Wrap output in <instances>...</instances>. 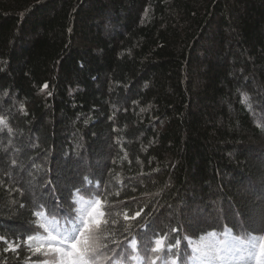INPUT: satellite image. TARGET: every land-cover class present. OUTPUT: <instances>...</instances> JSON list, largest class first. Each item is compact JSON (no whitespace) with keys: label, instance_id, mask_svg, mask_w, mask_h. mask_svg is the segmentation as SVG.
Instances as JSON below:
<instances>
[{"label":"trees","instance_id":"obj_1","mask_svg":"<svg viewBox=\"0 0 264 264\" xmlns=\"http://www.w3.org/2000/svg\"><path fill=\"white\" fill-rule=\"evenodd\" d=\"M98 199L131 264L264 235V0H0V264Z\"/></svg>","mask_w":264,"mask_h":264},{"label":"snow or ice","instance_id":"obj_2","mask_svg":"<svg viewBox=\"0 0 264 264\" xmlns=\"http://www.w3.org/2000/svg\"><path fill=\"white\" fill-rule=\"evenodd\" d=\"M47 86V84L44 85L45 88ZM73 206L70 204L69 208L71 209ZM107 215L108 213L103 209L99 199L96 200L95 206L90 211L86 208H80L75 212L63 213L64 224L63 226L56 225L51 229L55 235H51L48 252L44 255L51 257V264H97V258L101 255L97 241L102 238V234L106 230ZM136 216H140V212H137ZM237 242L244 243L243 240ZM130 243L135 250L138 240L133 238ZM154 243L159 246L161 240L156 239ZM179 244L180 241L177 240V246ZM247 244L250 246L249 255H252L253 251L255 252V264H264V235L260 236L258 241L253 236L247 241ZM9 247L12 246L9 245ZM104 247L107 249L106 245ZM117 247L119 248L120 245ZM204 247L212 250L216 245L214 242H209ZM157 250V248L152 249L153 252ZM170 250L171 248H169ZM195 250L199 251L200 249ZM36 252H40V248H37ZM107 259L109 264H112L111 258L108 257ZM43 264H49V260H44Z\"/></svg>","mask_w":264,"mask_h":264},{"label":"rangeland","instance_id":"obj_3","mask_svg":"<svg viewBox=\"0 0 264 264\" xmlns=\"http://www.w3.org/2000/svg\"><path fill=\"white\" fill-rule=\"evenodd\" d=\"M103 239L106 238H101L100 240L103 241ZM229 242V238H226L224 240V244L227 245ZM98 247L100 245L99 240L97 241ZM100 250V247H99ZM107 249H105L106 251ZM249 251H250V246L246 245L244 246L240 251H236L232 254V258L231 259H227L225 258L223 261L226 264H255V261L252 259L253 255H249ZM101 252V251H100ZM254 253V252H253ZM194 255L195 256H199L200 255L197 253L196 250H194ZM131 252L129 250H120L114 253H104L101 252V255L97 258V264H109V260L107 259L108 257L111 258L112 260V264H131ZM43 257H46V260H49V263L51 264V257L50 256H46L44 255ZM117 258V263L114 262V259ZM145 259V264H158V258H156V263H153V259L144 258ZM213 263H218V260L216 258H213ZM39 264H43V262L41 261V263Z\"/></svg>","mask_w":264,"mask_h":264}]
</instances>
